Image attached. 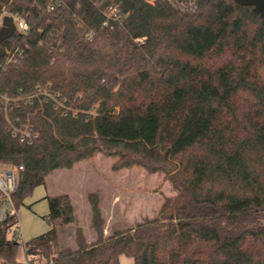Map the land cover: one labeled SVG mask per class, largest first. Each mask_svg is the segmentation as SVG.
<instances>
[{
    "label": "trees",
    "instance_id": "obj_1",
    "mask_svg": "<svg viewBox=\"0 0 264 264\" xmlns=\"http://www.w3.org/2000/svg\"><path fill=\"white\" fill-rule=\"evenodd\" d=\"M7 13L29 26L0 45V96L15 100L8 113L0 106V170L24 167L17 208L53 172L97 154L117 157L114 171L161 172L177 193L156 218L109 236L90 194L95 241L80 227L76 248L61 249L54 226L23 245L25 261L264 264V19L252 7L0 0ZM11 123L36 137L21 142ZM47 200L52 225L75 222L68 195ZM17 223L0 226L5 264L25 262Z\"/></svg>",
    "mask_w": 264,
    "mask_h": 264
},
{
    "label": "rangeland",
    "instance_id": "obj_2",
    "mask_svg": "<svg viewBox=\"0 0 264 264\" xmlns=\"http://www.w3.org/2000/svg\"><path fill=\"white\" fill-rule=\"evenodd\" d=\"M6 15L9 14L0 16V19ZM117 161V157L97 154L75 164L71 170H57L49 175L46 185L37 187L24 200L15 228L17 241L22 245L20 260H26L23 245L46 234L54 226L59 232L61 249L76 248L75 232L80 227L84 229L89 242L95 241L88 203L90 194L100 197L106 236L156 218L164 202L177 195L165 174H152L139 166L114 171L113 166ZM59 195L70 197L75 208V222L64 224L59 220L52 225L47 219L50 212L47 196ZM120 263L135 264L132 258L125 255L120 257ZM0 264H5V261L0 259Z\"/></svg>",
    "mask_w": 264,
    "mask_h": 264
},
{
    "label": "built area",
    "instance_id": "obj_3",
    "mask_svg": "<svg viewBox=\"0 0 264 264\" xmlns=\"http://www.w3.org/2000/svg\"><path fill=\"white\" fill-rule=\"evenodd\" d=\"M146 2L155 3L158 1H164V0H144ZM55 6H51L50 9L53 10ZM15 24L17 27V30L26 33L29 31L28 24L20 20L16 17H14ZM3 24V17L0 19V26L2 27ZM23 56L22 52L17 50L15 53H12L9 56L8 61L12 63H17L19 59ZM53 99L57 98L58 96H51ZM25 100V98H21ZM57 103V107H60L62 109L66 110V107L64 105V100L60 101L59 99L55 100ZM15 102V100H11L7 96H0V106L8 113V111L12 108V103ZM10 131L14 137H18L21 142L24 143H31L33 139L36 137V134L34 133L33 129L27 126H17L13 123H11ZM23 166H13V165H7L3 166L0 170V226L8 223L13 218H18V211L19 209L16 206L15 203V194L19 189V185L23 178ZM18 223L14 227L17 228ZM17 230V229H16ZM9 236H13V231L9 232ZM17 239V235H16ZM24 264H43L39 261H34L31 259H28L24 262Z\"/></svg>",
    "mask_w": 264,
    "mask_h": 264
},
{
    "label": "water",
    "instance_id": "obj_4",
    "mask_svg": "<svg viewBox=\"0 0 264 264\" xmlns=\"http://www.w3.org/2000/svg\"><path fill=\"white\" fill-rule=\"evenodd\" d=\"M243 7H252L254 13L264 19V0H234ZM17 31L14 17L6 15L3 17V24L0 29V45L9 40Z\"/></svg>",
    "mask_w": 264,
    "mask_h": 264
},
{
    "label": "crops",
    "instance_id": "obj_5",
    "mask_svg": "<svg viewBox=\"0 0 264 264\" xmlns=\"http://www.w3.org/2000/svg\"><path fill=\"white\" fill-rule=\"evenodd\" d=\"M88 239V238H87ZM88 242H89V240H88ZM91 243V242H90Z\"/></svg>",
    "mask_w": 264,
    "mask_h": 264
}]
</instances>
